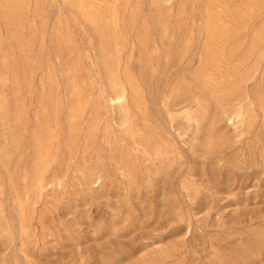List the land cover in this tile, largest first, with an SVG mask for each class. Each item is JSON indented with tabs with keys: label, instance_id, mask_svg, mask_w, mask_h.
Here are the masks:
<instances>
[{
	"label": "rangeland",
	"instance_id": "obj_1",
	"mask_svg": "<svg viewBox=\"0 0 264 264\" xmlns=\"http://www.w3.org/2000/svg\"><path fill=\"white\" fill-rule=\"evenodd\" d=\"M0 264H264V0H0Z\"/></svg>",
	"mask_w": 264,
	"mask_h": 264
},
{
	"label": "bare ground",
	"instance_id": "obj_2",
	"mask_svg": "<svg viewBox=\"0 0 264 264\" xmlns=\"http://www.w3.org/2000/svg\"><path fill=\"white\" fill-rule=\"evenodd\" d=\"M127 98V92L126 90H124L120 95H118L116 98L112 99V102L113 104H116V103H122L126 100ZM235 119H241V115L240 114H237L235 115V117L233 119H230V123L235 120ZM234 123V122H232ZM234 129V128H233ZM154 146V145H153ZM49 165V164H48ZM7 206V205H6Z\"/></svg>",
	"mask_w": 264,
	"mask_h": 264
}]
</instances>
